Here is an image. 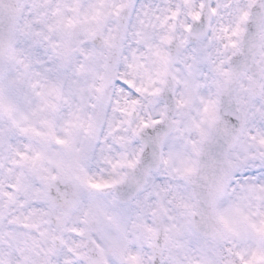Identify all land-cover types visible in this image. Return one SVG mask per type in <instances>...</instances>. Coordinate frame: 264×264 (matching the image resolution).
<instances>
[{"label": "clouds", "instance_id": "obj_1", "mask_svg": "<svg viewBox=\"0 0 264 264\" xmlns=\"http://www.w3.org/2000/svg\"><path fill=\"white\" fill-rule=\"evenodd\" d=\"M0 264H264V0H0Z\"/></svg>", "mask_w": 264, "mask_h": 264}, {"label": "snow or ice", "instance_id": "obj_2", "mask_svg": "<svg viewBox=\"0 0 264 264\" xmlns=\"http://www.w3.org/2000/svg\"><path fill=\"white\" fill-rule=\"evenodd\" d=\"M94 186L98 187V185H94Z\"/></svg>", "mask_w": 264, "mask_h": 264}]
</instances>
